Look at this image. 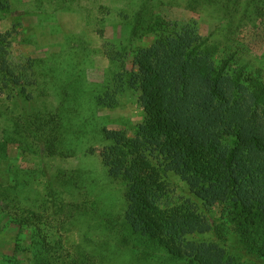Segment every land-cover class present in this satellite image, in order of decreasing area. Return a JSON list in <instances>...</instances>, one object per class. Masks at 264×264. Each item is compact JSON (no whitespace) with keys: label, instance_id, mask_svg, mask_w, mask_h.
<instances>
[{"label":"rangeland","instance_id":"rangeland-1","mask_svg":"<svg viewBox=\"0 0 264 264\" xmlns=\"http://www.w3.org/2000/svg\"><path fill=\"white\" fill-rule=\"evenodd\" d=\"M10 1L13 12L0 20V141L9 136L16 142L4 148L0 143V261L12 255L20 264H39L42 257L52 264H221L213 253L264 264L229 225L223 227L222 207L206 200L195 204L201 220L196 233L171 235L154 225V239L132 228L122 216L128 206L125 185L109 174L101 156L114 141L112 133H129L128 126L144 120L141 88L130 82L137 64L134 49L128 51L134 30L146 32L140 30L133 46H147L153 38L140 37L158 29L160 19L196 21L204 36L214 35L217 60H229L231 72L253 66L264 77V0ZM140 12L143 18L137 20ZM77 48L88 51L91 80L104 86L111 80L106 100L115 106L98 109L94 120L91 115L85 135L68 148L62 132L50 144L48 129L35 119L55 113L61 99L57 92L64 84L53 60L60 63ZM42 58L49 63L40 68L46 75L38 77L33 64ZM37 79L44 89L36 86ZM233 90L234 95L224 91L230 103L238 95L231 111L258 132L264 105L254 102L246 87ZM92 125L101 131L96 138ZM173 176L176 203H189L188 184ZM94 208L106 210L102 223L89 217ZM10 216L28 220L33 231L25 237L16 224L6 226Z\"/></svg>","mask_w":264,"mask_h":264},{"label":"trees","instance_id":"trees-1","mask_svg":"<svg viewBox=\"0 0 264 264\" xmlns=\"http://www.w3.org/2000/svg\"><path fill=\"white\" fill-rule=\"evenodd\" d=\"M10 8V0H0V20L13 12ZM142 12L137 20L143 18ZM158 25V29L140 37L151 36L152 44L133 46L143 30L140 28L133 31L128 48L129 52L134 49L137 60L130 82L141 88L144 120L137 127L128 126L129 133H112V145L101 151L109 174L125 185L128 206L123 219L154 239V225L171 235L196 233L201 220L195 204L206 200L222 207L223 227L229 225L249 252L264 258V125L258 132L245 125L244 117L231 111L237 107L232 103L238 101V95L230 103L224 92L226 89L234 95L233 88L246 87L252 91L253 101L264 105V77L255 74L253 66L244 65L240 72H231L229 60H217L216 41L210 38L214 35L204 36L196 21L160 19ZM87 53L77 48L62 62H52L56 64L57 80L64 84L57 92L61 99L55 113L35 119L37 125L48 129L50 144L55 138L60 140L58 133L62 132L67 147H73L85 135L91 115L94 120L98 109L115 106L106 100L111 96V80L105 86L91 80L89 70L94 67H89ZM49 61L42 58L33 64L38 77L46 75L40 68ZM35 84L44 89L41 79ZM92 127L96 138L101 131L96 125ZM4 138L0 141L3 148L16 142L9 136ZM174 174L188 184L193 195L187 197L189 203H176L178 194L171 191ZM102 210L94 208L91 220L102 223L107 216ZM12 224L27 233L25 237L33 231L30 222L18 216L8 217L6 226ZM17 246L22 252L21 245ZM41 253L47 254V249ZM212 254L221 264H258ZM0 264L20 263L11 255L4 256ZM39 264L52 263L42 257Z\"/></svg>","mask_w":264,"mask_h":264}]
</instances>
